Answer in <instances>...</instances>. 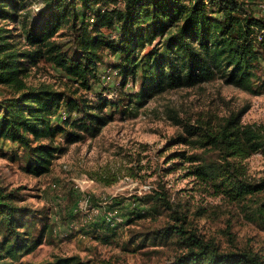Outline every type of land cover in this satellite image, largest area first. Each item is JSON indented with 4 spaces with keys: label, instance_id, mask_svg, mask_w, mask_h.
<instances>
[{
    "label": "trees",
    "instance_id": "16d2710c",
    "mask_svg": "<svg viewBox=\"0 0 264 264\" xmlns=\"http://www.w3.org/2000/svg\"><path fill=\"white\" fill-rule=\"evenodd\" d=\"M37 1L39 18L23 25L17 38L0 27V86L10 91L0 98V139L22 150L23 170L34 177L49 173L57 155L66 150L55 139L61 137L69 145L95 137L111 119L108 105L115 106L100 97L89 103L48 85H29L27 74L41 60L78 88L90 91L107 51L118 58L113 67L119 69L121 86L139 77L137 106L167 90L214 79L253 94L264 88L260 73L264 70V19L249 14L244 0ZM18 4L17 0H0V19L16 22ZM87 16L94 17L92 25L85 21ZM64 26L75 33L77 54L72 57L56 41ZM102 29L114 30L111 36L115 37H106ZM62 108L77 117L61 124ZM241 116L230 115L217 129L189 131L223 154L215 165H197L194 174L232 200L258 191L256 184L246 180L240 160L264 147L261 128L241 125ZM149 197L154 208L163 209L171 219L154 238H177L181 243L183 253L173 264H263L251 250L222 251L212 240L188 229L181 205L163 190H153ZM38 223H42L39 229ZM47 231L50 226L35 211L18 204L15 190L0 186V264H14L31 254L45 242ZM43 264L90 263L72 255L55 256Z\"/></svg>",
    "mask_w": 264,
    "mask_h": 264
},
{
    "label": "rangeland",
    "instance_id": "374dc122",
    "mask_svg": "<svg viewBox=\"0 0 264 264\" xmlns=\"http://www.w3.org/2000/svg\"><path fill=\"white\" fill-rule=\"evenodd\" d=\"M17 1L16 22L0 19V27L15 38L23 25L39 18L41 7L37 0ZM244 1L249 14L264 19V0ZM87 17L92 25L94 17ZM101 32L115 37L112 29ZM74 35L64 26L56 36L70 57L77 54ZM104 53L99 79L90 91L42 60L27 74L31 86L48 85L89 103L100 97L115 106L108 105L111 119L95 137L69 145L61 137L55 139L66 150L40 177L23 170L26 161L16 144L0 139V186L15 190L18 204L31 208L50 226L45 242L14 264H43L55 256L72 255L90 264H173L183 253L181 243L177 238H154L171 219L149 200L153 190H163L181 205L188 229L222 251L251 250L264 264V147L240 160L246 180L258 191L232 200L194 174L197 165H215L223 154L189 133L203 132L200 127L217 129L230 115L242 113L241 125L260 127L264 134V88L253 94L214 79L167 90L137 106L139 77L121 86L119 69L113 67L117 56ZM260 73L264 79V70ZM9 92L0 86V98ZM69 117L77 114L62 108L59 122Z\"/></svg>",
    "mask_w": 264,
    "mask_h": 264
}]
</instances>
